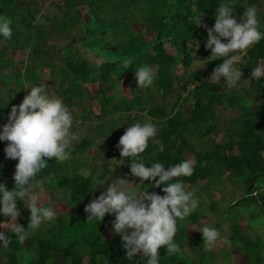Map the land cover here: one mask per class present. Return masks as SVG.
<instances>
[{"label":"trees","instance_id":"obj_1","mask_svg":"<svg viewBox=\"0 0 264 264\" xmlns=\"http://www.w3.org/2000/svg\"><path fill=\"white\" fill-rule=\"evenodd\" d=\"M221 2L60 0L55 2L58 11L35 19L30 8L20 5L18 0H0V15L11 18L12 26L17 20L27 26L34 23L33 35L13 27L10 40L0 37L9 48L23 50L30 47L36 60L41 62L38 77L35 76V68L30 65L25 70V80L31 86H43L52 98L74 102L81 111L82 122L92 124L83 130L75 126L74 134L79 139L69 149L71 157L78 155L83 162L71 158L66 161L49 159L48 168L37 177V186L32 189L34 196H38L39 190L59 191L68 202L67 212L58 213L54 220L29 231L26 243L18 239L14 228L4 231L3 225L13 218L0 214V231L11 237L7 248L0 246V264H54L55 260L62 264H147L142 253H138L132 261L126 257L120 236L111 231L114 215L106 214L99 222L88 221V214L84 211L87 204L106 190L99 185L103 174L98 171V164L101 162L103 167L109 159L123 160V171L127 173L132 159L121 157L117 144L128 126L147 119L158 122L159 129L140 154L147 166L160 162L167 169L183 160H190L194 165L191 176L174 178L171 182L179 180L185 189L192 188L196 183L203 182L202 179L217 174L218 170L229 172L226 173L228 177L242 182L243 195L233 203V210H226L230 223L227 238L232 249L229 255L233 258L236 254L242 256L241 261H233L234 264H264V241L260 235L252 237L246 232V228L251 227V221L264 216V76L259 81L251 79L253 68L264 64V40L253 45L242 56L237 65L242 68V81L236 88L229 89L226 84L223 85V79L219 85L208 82L211 72L224 58L211 61L190 74L187 71L196 61L191 53L195 45L189 48L192 39L200 44L199 49L195 50L198 54L195 59L203 60L211 55V50L204 47L207 31L195 25L193 17L204 13L202 24L209 28L214 26L216 8ZM256 2L232 0L237 22H240L244 10ZM258 18L261 20V30H264V15L260 16L259 11ZM57 21L61 36L66 40L64 48L76 47L73 38L79 33L77 45H82L83 55L93 54L92 57L83 56L82 51L75 49L74 53L64 57V62L57 64L43 55L44 41L48 35L43 27L49 22L57 27ZM76 29L79 30L77 33ZM166 44L175 48L173 53ZM5 54L0 51V68L3 70L11 64L5 59ZM128 61H131V65L126 69ZM145 65L153 69L155 80L150 87L142 88L137 86L135 69ZM180 65L184 74H189L186 78L174 74ZM45 70L49 78L42 83L37 79L41 75L44 80ZM53 76L57 77V81L53 80ZM248 76L251 82L242 85ZM13 79H17V84L21 85L18 76L0 74V83L4 85L10 84ZM121 83L129 90L123 96L119 94ZM93 84L98 86L96 91L91 88ZM176 85L180 90L179 99L184 96L183 102L190 103L187 115L182 109L174 108L168 114L164 107L155 103L159 96L162 95L165 100L166 95L176 92ZM112 89L116 95L109 91ZM7 93L11 94L9 88ZM86 96L91 97V102L96 100L99 103L98 117L92 107L83 106L81 109ZM9 99L5 101L0 92V125L7 123L10 102L14 98ZM220 109L240 112L239 116L230 118V124L222 130L218 126ZM119 115L125 118L119 120ZM108 116H116V119H109ZM91 127H95L94 135ZM215 133L223 138V142L215 143ZM105 135L113 140H108ZM207 136L214 145L209 143L205 148ZM93 137L97 144H94ZM6 144V141H0V182L11 190L18 161L5 157ZM112 144H115L113 148ZM92 154L97 164L84 174L76 165L83 169L84 162L87 163ZM132 178L138 183L140 191L164 195L162 188L165 185L154 187L151 180L143 182L138 177ZM211 204L210 209L214 210L216 202L213 200ZM22 205L25 207L19 211L18 224L27 229L30 223L28 202L18 201L17 208L20 209ZM242 211L248 214L246 221L239 220ZM203 217L204 214L196 208L189 217L177 221L178 230L174 239L180 246V252L169 255L161 246L159 264H200L204 260H208L207 264H213L212 261L218 256L215 249L207 253L200 251L197 260L194 255L185 254L190 243L187 227L198 224ZM108 229L112 237L106 234Z\"/></svg>","mask_w":264,"mask_h":264},{"label":"clouds","instance_id":"obj_2","mask_svg":"<svg viewBox=\"0 0 264 264\" xmlns=\"http://www.w3.org/2000/svg\"><path fill=\"white\" fill-rule=\"evenodd\" d=\"M234 10L232 0H222L216 8L214 26L210 28L201 22L204 13L193 17L195 25L207 31L204 47L211 50L210 56L203 60L195 59V50L199 49L200 44L192 39L189 46L192 48L195 45L191 53L194 60L202 63V67L224 58L213 69L208 82L219 85L223 79V85L226 84L229 89L238 87L242 81V68L237 66L242 56L253 45L264 40L257 7L248 6L240 22L233 15ZM12 23L11 18L0 15V37L7 40L12 38ZM127 65L126 69L131 61ZM262 76L264 64L257 65L251 72L252 80L259 81ZM135 79L137 86L147 88L154 83L155 74L151 67L140 66L135 69ZM23 89H30V92L20 104L11 107L7 123L0 125V141L7 142L5 157L18 161L13 174L14 187L9 190L5 183L0 182V214L16 221L20 215L18 201L28 202L27 209L31 215L27 229L16 222L14 225V234L21 242L27 238L29 231L56 218L54 208L41 206L39 196H34L32 189L37 186V177L48 168L49 159L66 161L70 158L69 149L76 139L71 132L74 117L62 100L50 97L43 86L26 84ZM158 130V122L150 119L136 122L126 128L117 148L121 157L132 159L129 164L131 175L143 182L153 181L151 185L154 187L165 185L162 188L164 195L135 189L129 191L112 182L84 209L88 221L99 222L106 214L114 215L111 231L120 236L126 257L132 261L138 253H142L147 264H159L161 246L169 255L180 252V246L174 239L178 230L177 221L189 217L199 203L194 193L185 189L183 182H171L174 178L191 176L194 171L192 161L183 160L167 169L160 162L151 166L143 162L140 154L146 150L149 140L157 135ZM200 232L209 247L220 237V232L214 227L205 226ZM10 243L11 237L0 231V246L7 248Z\"/></svg>","mask_w":264,"mask_h":264},{"label":"rangeland","instance_id":"obj_3","mask_svg":"<svg viewBox=\"0 0 264 264\" xmlns=\"http://www.w3.org/2000/svg\"><path fill=\"white\" fill-rule=\"evenodd\" d=\"M19 4L22 6H28L32 12V14L35 16V19H39L42 15H50V13H53V11H58V7L56 6L55 2H60V0H18ZM261 16L264 15V0H257L256 4H254ZM64 7V6H63ZM264 21V19H263ZM57 21V27L49 22L47 25L43 27V30L48 34L46 37V41H44L45 45L43 48V55L48 57L49 59L52 60V63L55 62L57 64H61V62H64V57L68 56L72 53L75 49H78L82 51L83 55V47L81 44L77 45V39L79 37V33L75 35L79 30L76 29V33L74 34L73 41L76 43V47L72 46L70 48H64V43L66 40L62 38L61 36V27L58 25ZM13 27L15 29L21 30L25 33H29L30 35L35 34L34 30V23L26 25L24 22H19L18 20L14 22ZM58 28V29H57ZM33 39L32 41H34ZM59 41H62L61 43ZM166 47L170 52H174L175 48L171 47L169 44H166ZM61 48V49H60ZM0 51L5 54V59L11 62L9 66H7L4 70L0 68V74H9L11 76H18V79L21 78V85L17 84V79H13L10 84L4 85L3 83H0V92L3 94L4 100L8 101L10 100L9 97L14 98L10 102V110L13 105H18L22 102L23 98L25 95L30 92V89H23L28 82L25 80V70L27 67L32 65L35 70L36 74L35 76L38 77L37 72L40 70L41 62L35 57V54L32 53L30 47L28 49H23V50H15L14 48H9L6 46L5 40H0ZM93 54H86L83 56L86 57H92ZM198 55L197 53L195 56ZM201 58V57H200ZM202 59V58H201ZM202 67V63L199 61H193L191 67L187 69L188 73L190 74L194 69ZM203 68V67H202ZM7 69V70H6ZM201 69V68H200ZM174 74L179 76V77H187L189 74H184V71L182 69V66L180 65L178 68L174 70ZM185 75V76H184ZM49 78V73L48 71L45 70L44 73V80L41 78L37 79L40 80L42 83L43 81L46 83L47 79ZM53 80L57 81V77L53 76ZM180 80V79H179ZM251 82L250 76H248L246 79L243 80L242 85H245L246 83ZM122 83L119 85V94L123 96V93H129L128 89H125ZM97 84H93L91 86L93 91H96L97 89ZM10 89L11 94L8 95L7 89ZM110 92L114 93L115 95L117 94L114 89L109 90ZM174 93H170L166 95L165 100L159 96V100H156V104L164 106V110L168 112V114L171 112L172 108L175 110L182 109V111L187 115L189 114V102L184 103V96H181L179 99L178 93L180 90L178 89L177 85L175 87ZM65 105H67L74 117V122H73V127L71 129V132L74 134V129L75 126L77 125L80 130H83L85 127H90L89 125L92 124H85L82 118H81V111L77 109V106L74 104L72 101H65L62 100ZM84 104L81 105V109L83 106H88L92 107V110L94 111L95 116H99L100 112V106L99 103H97L96 100L91 102V97L86 96L85 101L83 102ZM9 110V113H10ZM240 112L236 109H220L219 114H218V126L219 130H222L224 127H228L230 121H228L230 118L234 116H239ZM113 117V116H112ZM112 117H109L111 119ZM121 117L125 118L123 115H119V120L122 119ZM113 118L116 119V116ZM185 118V116H184ZM105 120H107L106 117H104ZM140 122V121H139ZM121 125V123H120ZM92 128V127H91ZM92 134L94 135L95 132V127L91 129ZM75 135V134H74ZM76 139L72 141V144L70 147H72L79 139V136H75ZM213 140L215 143L221 141L223 138L220 135H217L216 133L213 134ZM105 138L108 140H113L111 137L105 135ZM193 140V138H191ZM217 139V140H215ZM226 139V138H225ZM93 140L95 141L94 144H97V140L95 137H93ZM210 137L207 136L205 138V148L208 147ZM194 141V140H193ZM207 142V143H206ZM223 142V140H222ZM113 143V142H112ZM111 144V143H110ZM213 142L210 143L212 146ZM115 144H112V148L114 147ZM214 145V144H213ZM71 159H75L78 161H82L78 155L72 156L70 155ZM123 161V160H122ZM83 162V161H82ZM121 161H117L116 159H109L106 161V164L102 167L101 162L98 164V171H102L101 173L103 174L101 176L102 182L105 181L104 185L100 186L101 189H106L109 184L112 182L117 183L118 185L122 186L123 188L131 191L133 189L142 192L138 188V183L135 182L131 176L130 169H127V173L123 171L122 164H120ZM85 166L83 169L80 167L79 164L76 165V168L83 172L84 174L88 172V170L92 167H94V164H97L94 158V155L92 154L88 162H84ZM125 165V162L123 163ZM225 172L218 170L217 174L212 175L206 179H202L203 182L196 183L195 186L192 188H186L187 191H191L194 193V196L198 199V207L203 214L204 217L201 219L198 224L196 225H190L187 227V233L190 237V243L189 246L186 248L185 254L188 256L194 255L193 257L197 260V257H199L200 251L207 253L209 250L215 249L214 251L217 252L216 258L213 262V264H234V262L241 261L242 256L240 255H235L233 258L232 255H229V251L232 249L231 243L229 241L228 233L230 230V223L228 221V216L229 213H226L227 209L233 210L232 205L236 201L237 198L241 197L243 195V184L239 180H234L231 179L226 175ZM131 182V183H129ZM41 189V188H39ZM39 196V204L41 206L48 205L52 206L56 213H65V209L68 208V202L64 198V196L57 190H39L38 192ZM215 201L216 204L214 206V210L210 209V206L212 205L211 202ZM25 206L22 205L19 211H21ZM248 209V207L246 208ZM249 210V209H248ZM28 213L31 215L30 211L28 210ZM248 219V214L247 212L242 211L240 213V221H246ZM15 222L18 223L20 222L19 218H16V221L14 219L10 223H5L3 225L4 231H10L14 228ZM47 222V221H46ZM44 222V225L47 224ZM208 226V227H214L220 232V237L216 241V243L209 247L206 243H203V236L200 230H202L203 227ZM250 226L246 228V232L250 233L252 237H255L257 234L261 236L262 240L264 241V216H260L259 218L254 219L253 221L250 222ZM45 227V226H42ZM106 234L112 237L111 231L108 229L106 231ZM24 243H26V240H24ZM228 251V252H227ZM235 259V260H234ZM6 259H4V262ZM54 262V264H62L61 261ZM234 261V262H233ZM208 260H204L200 264H207ZM64 264V263H63Z\"/></svg>","mask_w":264,"mask_h":264},{"label":"crops","instance_id":"obj_4","mask_svg":"<svg viewBox=\"0 0 264 264\" xmlns=\"http://www.w3.org/2000/svg\"><path fill=\"white\" fill-rule=\"evenodd\" d=\"M161 96H162V95H161ZM158 98H159V97H158ZM161 98H162V97H161ZM158 100H159V99H158ZM160 107H164V106H161V105H160ZM229 124H230V123H229Z\"/></svg>","mask_w":264,"mask_h":264}]
</instances>
